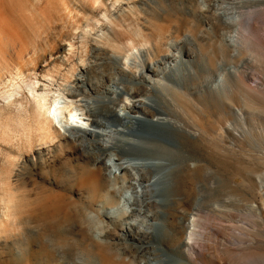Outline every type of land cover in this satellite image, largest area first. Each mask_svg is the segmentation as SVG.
<instances>
[{"label": "bare ground", "instance_id": "6f19581e", "mask_svg": "<svg viewBox=\"0 0 264 264\" xmlns=\"http://www.w3.org/2000/svg\"><path fill=\"white\" fill-rule=\"evenodd\" d=\"M39 1L41 4L43 0ZM56 1L59 11L54 8L59 14L56 18L63 27L75 19L60 43L61 49L45 57L41 67L56 58H64L62 54L66 50L75 49L74 38L79 32L88 31V24L79 18V12L73 15L75 9L71 2L74 0ZM93 2L95 5L97 0ZM143 3V14H140L138 6ZM152 3L153 9L149 11ZM245 4L259 7L255 13L263 18L261 23L243 12ZM4 5L6 1L0 0V7ZM120 5L122 12L130 10L127 18L122 19L124 22L114 21L122 32L114 34L105 25L103 33L109 35L97 33L86 42L92 53L89 61L79 62V72L73 77L72 85L59 83L58 88L50 87L49 80L54 78L43 72L44 76L38 73L35 80L22 79L20 83L0 76V96L4 101L0 103V112L5 106L16 104L20 110L28 111L29 106L34 105L36 133L30 130L36 135V146H32L35 135L30 130L26 139L34 148L35 156L27 158V165L38 164L45 179L50 181V177L58 179L60 169L72 176L78 166L85 164L94 173L88 178V189L96 194L100 183L105 185L101 198L85 201L84 210L80 212L82 223L87 226L78 227L89 236V253L76 250L74 240L69 237L73 233L70 225L58 232L49 230L48 252L57 257L56 264H99L100 253L96 247L112 245V233L116 241L133 244L132 248L120 249L129 259L125 264H168L169 256H175V264H193L198 257L209 264H234L224 248L230 242L229 237H224L221 246L207 243L201 250L198 248L200 218L205 212L201 208L202 198L193 200L195 206L188 213L175 215L171 209L188 198L181 184L183 166L196 168L208 164L202 155L203 148H207L203 137L208 133V128L201 123L202 117L191 116L196 131L188 128L182 117L191 115L190 108L198 111L195 100L200 97H196L197 93L206 97L204 92L207 91L227 92L232 89L230 78L248 77L244 66L249 59L240 56L243 44L264 46V0H186L185 11L191 19H186L184 26L180 21H170L172 24L168 26V23H160L162 17L156 11L165 10L163 0H128ZM212 35L217 38V44L210 49L226 52L222 59L214 60V55L213 58L208 55L211 53L205 43ZM16 74L21 76L24 71L19 69ZM143 84H148L146 89L154 94L147 92L142 96ZM253 88L264 93V82ZM183 100L186 102L182 103ZM228 100L233 101L230 94ZM222 103L226 107L233 106L227 100ZM233 112L234 119L229 122L239 121L240 110L233 109ZM129 123L133 126L127 130ZM231 124L220 127L222 138L235 135ZM136 130L155 137H136L132 134ZM71 147H75L72 159L66 157ZM106 150L112 152L107 155ZM261 157L264 159V152ZM72 162L77 166L69 167ZM55 166H58L55 170H48ZM48 173L51 174L47 176ZM257 183L260 204L251 205L257 211L254 223L257 234L249 241L240 240L235 250L241 256L250 255L248 258L264 262V171ZM155 192H160L164 199L154 197ZM74 200L58 201L55 211L59 213L77 206L78 201ZM157 204L163 209H151ZM46 205L31 197L14 198L9 191L0 195V230L7 233L14 226L23 231L20 233L38 234L29 227L28 218L38 215L39 209ZM212 229V226L206 228L205 239Z\"/></svg>", "mask_w": 264, "mask_h": 264}, {"label": "rangeland", "instance_id": "374dc122", "mask_svg": "<svg viewBox=\"0 0 264 264\" xmlns=\"http://www.w3.org/2000/svg\"><path fill=\"white\" fill-rule=\"evenodd\" d=\"M4 1H6V5L0 7V76L4 80L12 79L20 83L22 79L35 80L38 73L43 76L45 74L47 77L54 78L49 80L50 82L48 81L51 84L50 87L53 88H58L59 83L72 85L73 77L77 76L79 72V62L89 61L92 53L86 42L91 41V37L96 36L97 33L104 36L109 35L103 33L105 25L110 27L114 34L122 32L114 21L119 22V20L127 18L130 11L122 12L120 9V4H124L128 0H97L95 5H93L94 0L72 1V9H75L73 15L79 12V18L88 24V27H86L88 31L85 33L79 32V35L74 38L75 49L66 50V53L62 54L64 58H56L48 64L49 66L41 67L44 64L43 59L45 57L61 49L60 43L70 30L72 24L70 22L75 18L66 23V27H63L62 22L56 18L59 15L58 7H55L58 6L55 3L56 0L54 2L43 0L44 2L41 1V4L39 0ZM185 1L163 0L165 10L160 13L156 11L162 17L160 23L165 25L168 23V26L174 21H180V23L183 22L181 24L184 26L186 19H191L185 11ZM144 5L145 3L138 6L140 14H143ZM148 9L149 11L153 9V3ZM256 9H259V7L253 4H245L242 8L247 16L252 15L254 19L261 23L263 18L255 13ZM54 20L58 24L53 22ZM122 21L124 22V20ZM59 25L62 26L59 27ZM212 36L205 43V45L207 44L205 46L206 50L211 53L208 54L211 58L214 55V60L220 59L226 52L222 53L210 49V47L217 44V38ZM243 45V54L240 58L246 57L249 59V63L244 66L245 72L249 74L248 77L230 78L232 89L229 88L228 93L207 91L204 92L206 97L197 93L196 97H200V100H195L199 106L198 111L196 112L190 108L191 115L182 117V121L194 131H196V127L192 124L191 116L202 117L200 118L202 125L208 128L207 136L204 135L203 137L207 148H203L202 155L208 161V164L205 167L196 168L188 165L183 166L181 184L188 198L185 201L178 202L171 211L175 215L188 213L195 206L193 200L202 198L201 208H204L205 212L200 218L202 228L199 229L201 233L197 236L198 248L201 250L207 243L212 246H221L224 237H229L230 242H227L224 248L227 249L232 263L264 264L259 259L248 258L250 255L241 256L235 250L240 240L249 241L253 235L257 234L254 224L257 211L252 209L251 205L260 204L257 178L264 171V159L261 157V153L264 152V93L257 91V88H253L256 87V84L264 82V46L261 44L249 45V47L247 44ZM47 66L48 68H46ZM19 69L24 71L21 76L16 74ZM143 85L145 92L141 94L142 96H145L147 92L154 94L152 90L148 91L146 89L148 84ZM229 94L233 101L228 100ZM2 99L0 96L1 104L4 102ZM223 100H227V103L233 104V106L226 107L222 103ZM184 102L186 100H183L182 103ZM33 106H29L28 111H22L15 104L10 107L5 106L0 112V185L2 181L4 185L0 186L2 188L0 189V195H4L9 191L14 198L31 197V199H37L42 204L47 205L46 208L39 209L38 215L28 218L31 221L29 227L36 229L38 234L34 232L29 234L20 233L23 231L14 226H11L10 231L7 233L0 230V264L58 263L57 257L48 252L50 246L46 240L50 237V233H48L50 229L58 232L66 225H70L72 228L73 233L69 237L74 240L76 250L89 253L87 249L90 243L89 236L80 228L81 226L86 228L87 225L82 223L84 219L80 212L84 210L85 201L101 198L105 189V185L102 183H100L96 194L88 189V186H90L89 179L92 178L93 172L85 164L81 168L78 166L76 174L72 176L65 169H60L58 179L50 177V181L45 179L43 170L40 169L38 164L30 163L29 166L27 165V158L31 157L33 159V156H35L34 148L30 147V143L27 142L28 135L33 133L32 131L36 133ZM167 106L169 107L168 111H170V106ZM233 109L236 112L240 110L239 115L241 117L239 121L229 122L234 119ZM227 124H231L236 130L234 131L235 135L228 134L229 136L226 135L225 138H222L220 127ZM21 125H24V127H21ZM132 126L133 123H129L126 129L128 130ZM7 133L9 136H7ZM35 133L33 134L35 135ZM132 134L142 139L155 137L153 134L141 130L132 131ZM34 139H36V135L31 140L32 146H36ZM163 140L172 143L168 138H163ZM71 148L72 150L66 157L72 159L75 157L72 156L75 147ZM111 152V150H106L107 155ZM71 166L76 167L77 163L72 162L69 167ZM56 167L58 166L48 170H55ZM49 174L51 173L46 175ZM84 181L88 182V185L84 184ZM82 183L83 187L80 186ZM153 194L159 200L164 199L160 192ZM151 196V193H149V197ZM72 200L78 201L77 206L67 207L59 213L55 211L54 206L58 201L71 202ZM191 200L192 203H190ZM151 209L159 210L163 207L157 204L151 206ZM101 219H104L102 215ZM208 226H212L213 229L212 233L208 234L207 239H205L204 232ZM150 238L154 239L153 236H150ZM110 239H113L112 245L106 243L99 244L96 247L100 253L99 264H125L124 261H129V259L122 254L120 249L123 247L132 248L133 244L131 242L116 241L112 233ZM14 252L18 253V256ZM185 255L194 256L188 253H185ZM169 257L168 264H175V256ZM193 264H209V262L202 257H198L197 260L193 261Z\"/></svg>", "mask_w": 264, "mask_h": 264}]
</instances>
